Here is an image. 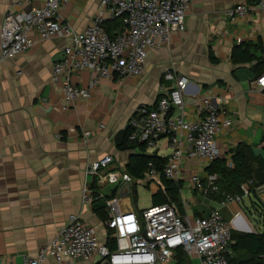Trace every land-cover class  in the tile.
<instances>
[{
  "label": "crops",
  "instance_id": "0c3cea01",
  "mask_svg": "<svg viewBox=\"0 0 264 264\" xmlns=\"http://www.w3.org/2000/svg\"><path fill=\"white\" fill-rule=\"evenodd\" d=\"M99 1L69 0L59 10L60 20L81 30L101 8ZM257 2L190 0L186 31L172 32L168 43L148 52L144 77L103 80L91 98L73 104L63 100V83L51 81L54 63L72 43L69 38H50L0 62V264H20L23 257L36 256L72 214L90 225L97 223L81 206V188L91 179L85 169L111 155L113 167L126 170L129 158L138 153L122 141L129 117L139 104L157 101L168 71L189 80L183 111L187 120L195 118L192 101L212 93L224 98L225 111L234 122L215 138L220 157L212 163L190 161L189 168L202 177L215 175L224 190L226 180L213 171L215 163L221 160L233 170L235 155L244 158L245 181L236 192L241 201L203 197L199 207L207 211L196 214L218 211L233 233L264 231V88L253 84L264 72V14L250 9L241 19L225 16L230 7ZM42 5L43 0H0V26L6 13H31ZM239 47L251 60L233 59ZM90 77L86 70H75L71 82L86 86ZM133 180L142 185L148 181L145 172ZM150 185L155 192L164 191L160 184ZM134 201L130 202L140 210ZM183 257V264H199L197 258Z\"/></svg>",
  "mask_w": 264,
  "mask_h": 264
},
{
  "label": "built area",
  "instance_id": "2783aa9c",
  "mask_svg": "<svg viewBox=\"0 0 264 264\" xmlns=\"http://www.w3.org/2000/svg\"><path fill=\"white\" fill-rule=\"evenodd\" d=\"M67 2L43 0V5L31 13L8 12L0 26V62L53 37L71 40L51 74L53 83H63L66 104L91 98L103 80L144 77L148 52L168 43L172 32L186 31L190 5V0H100L101 8L87 26L75 30L58 14ZM250 9L264 14V0L252 7L237 4L228 8L225 16L241 19ZM116 18L123 25L111 38L102 24ZM75 70L90 72L86 86L71 82ZM163 81L157 101L136 106L127 122V142L138 152L143 148L142 153L164 161L161 166L148 163L145 186H161L162 178L181 182L182 188L187 182L190 191L202 197L221 194L223 203L240 202L236 194L220 193L215 175L202 177L200 171L188 166L190 161L212 163L220 157L215 138L234 124L225 111L224 98L212 93L195 98V118L189 121L183 113L187 76L168 71ZM253 84L256 89L264 88V72ZM113 164V157L105 155L85 169L91 179L81 188V206L96 217L97 223L90 225L78 215L68 216L52 240L33 258L23 257L20 264H174L178 252L197 258L199 264H228L233 227L218 211L189 214L182 188V212L169 198L162 205L137 210L130 201L136 196V185L142 182L135 183ZM125 201L132 205H125ZM98 205H102L105 218L96 213Z\"/></svg>",
  "mask_w": 264,
  "mask_h": 264
},
{
  "label": "trees",
  "instance_id": "16d2710c",
  "mask_svg": "<svg viewBox=\"0 0 264 264\" xmlns=\"http://www.w3.org/2000/svg\"><path fill=\"white\" fill-rule=\"evenodd\" d=\"M103 28L109 35L113 38L117 30L122 28V20L114 19L104 22ZM233 59L239 61H249L251 57L248 56L247 50L239 47L234 50ZM262 66V63L260 64ZM129 134V129L126 128L124 132L122 141H127ZM143 152L144 149L141 148ZM142 152L133 154L129 158L128 166L126 172L134 179H139L142 174L146 171L148 163L152 162L156 165H163L164 161L159 160L156 156L146 155ZM235 168L229 170L225 168L224 163L221 160H218L214 165V172L218 173L225 179L226 184L223 188L220 189L221 192L239 194V183L245 181V166L244 158L241 154H236L234 158ZM163 190H158L155 194L151 196L152 205H162L167 202L166 195L170 194L172 199L176 200L174 204L179 207V210L182 212V206L179 201V197H176L179 194V190L182 188V183H174L169 180L163 179L160 181ZM215 198H220L221 194L211 195ZM173 202V201H172ZM96 213L100 218H105L104 209L102 205H98L96 208ZM198 215V214H196ZM233 244L231 246L232 254L227 258L228 264H264V231L260 234L258 233H232ZM234 254V255H233ZM233 255V256H232ZM184 254L178 256V263H184Z\"/></svg>",
  "mask_w": 264,
  "mask_h": 264
},
{
  "label": "rangeland",
  "instance_id": "374dc122",
  "mask_svg": "<svg viewBox=\"0 0 264 264\" xmlns=\"http://www.w3.org/2000/svg\"><path fill=\"white\" fill-rule=\"evenodd\" d=\"M155 189L153 185H142V184H137L136 185V196H135V206H137L138 209H144V208H148L150 206H152V202H151V195L155 194ZM182 195L183 198L188 199V206H189V214H193L196 215V213H198L199 210H203L199 207V203H203L204 198L199 196L197 193H193L190 191V188L188 187V183L184 182L183 188H182ZM170 200L173 201V203L176 202V200L172 199V196L169 194L166 195ZM179 197V194L176 196ZM179 201H180V197H179ZM207 204H209L206 201ZM176 205V204H175ZM207 210H203L202 212H206ZM93 222L96 221V219H91ZM253 225H256V223L254 222V219L251 220ZM260 222V220H259ZM261 223L263 224V220H261Z\"/></svg>",
  "mask_w": 264,
  "mask_h": 264
},
{
  "label": "water",
  "instance_id": "95a60500",
  "mask_svg": "<svg viewBox=\"0 0 264 264\" xmlns=\"http://www.w3.org/2000/svg\"><path fill=\"white\" fill-rule=\"evenodd\" d=\"M263 93H264V90H263ZM133 194L135 195V190H133ZM135 202V201H134ZM246 233H252V232H246Z\"/></svg>",
  "mask_w": 264,
  "mask_h": 264
},
{
  "label": "bare ground",
  "instance_id": "6f19581e",
  "mask_svg": "<svg viewBox=\"0 0 264 264\" xmlns=\"http://www.w3.org/2000/svg\"><path fill=\"white\" fill-rule=\"evenodd\" d=\"M233 225H234V223H233Z\"/></svg>",
  "mask_w": 264,
  "mask_h": 264
}]
</instances>
